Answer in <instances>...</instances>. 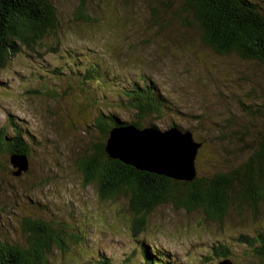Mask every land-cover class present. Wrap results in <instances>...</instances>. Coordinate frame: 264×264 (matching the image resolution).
Instances as JSON below:
<instances>
[{"label": "rangeland", "instance_id": "obj_1", "mask_svg": "<svg viewBox=\"0 0 264 264\" xmlns=\"http://www.w3.org/2000/svg\"><path fill=\"white\" fill-rule=\"evenodd\" d=\"M50 1L60 21L58 53L45 54L43 47L41 58L19 55L0 71V127L8 124L11 116L22 129L31 149V172L37 179L32 183L28 174L13 178L12 167L4 162L0 171V226L11 230L32 207L30 201L38 203L42 211L35 209L42 216L78 225L86 238L85 246L69 241L68 253L54 252L50 264H89V251L125 264L130 251L146 243L156 245L178 264H218L214 257L203 260L215 243L229 247L233 264H253L245 257L244 246L233 241L239 235L251 236L254 230L264 231V216L256 220L258 223L245 218L221 226L202 223L197 213L163 205L149 215L148 230L139 236L142 243L133 241L123 215L117 214L125 205L124 198L115 203L102 201L93 185L83 186L82 174L74 165L78 155L91 147L95 134L86 136L78 130L73 135L61 113L78 104L89 107L90 115L114 111L126 121L131 116L118 109V89L145 77L172 104L171 112L148 122L161 132L171 126L190 131L208 143L229 115L238 113L249 86H264V69L215 55L197 43L195 31L179 28L176 23L164 34L157 32L150 20V9L157 0ZM81 1L87 3L86 13L93 22L75 20ZM89 63L97 65L98 79L82 85ZM253 75L255 84L239 80ZM27 90L43 94L53 90L57 95L50 98L28 94ZM8 131L13 134L11 128ZM211 160L210 151L203 150L202 163H195L201 176L218 169ZM13 201L18 206L11 208L8 202ZM131 262L141 264L139 252Z\"/></svg>", "mask_w": 264, "mask_h": 264}, {"label": "trees", "instance_id": "obj_2", "mask_svg": "<svg viewBox=\"0 0 264 264\" xmlns=\"http://www.w3.org/2000/svg\"><path fill=\"white\" fill-rule=\"evenodd\" d=\"M87 9V3L81 1L74 14L75 20L93 22L86 13ZM150 11V20L157 32L164 34L171 23H176L179 28L195 31L197 43L215 55L232 57L264 69V0H157ZM59 29V17L50 0H0V71L19 55L41 58L44 52L57 54ZM46 42L49 45H45ZM89 64L81 77L84 79L82 85L88 81L97 82L98 67ZM248 79L255 84L254 75L241 76L239 80L245 83ZM97 85L101 86V83L98 81ZM256 86H249L244 93L245 102L239 103L238 113L229 115L211 142H203L198 136L196 139L192 132L186 131L191 133L194 142L201 144L196 166L207 163L206 160L201 162L203 150L212 154L209 162L218 164L215 172L204 176L195 166V178L189 182L138 171L111 159L105 150L113 129L131 126L139 130H157L148 120L163 118L172 111L171 101L145 77L118 89V109L131 116L126 121L120 120L114 111L90 115L89 107L80 108L78 104L71 111L64 110L61 114L65 115L63 117L73 135L76 136L78 130L86 136L95 134L91 138V147L78 155L74 162L82 174L83 186L93 185L104 202L115 203L124 198L125 205L119 207L117 214L123 215L127 231L135 242L142 243L138 240L148 230L149 215L163 205H171L187 214L197 213L202 223L225 226L245 218L258 223L256 220L264 216V86ZM26 93L50 98L57 95L53 90L44 94L32 90ZM87 110L89 114L82 113ZM7 123L0 127V171L4 169V162L10 165L11 156H25L27 171L16 176V169L10 165L13 169L11 175L20 179L28 174L32 183H36L30 166L31 149L24 133L13 117H8ZM210 144H213L212 148ZM226 147L230 149L226 150ZM231 160L236 164L231 165ZM31 202L28 213L24 212L11 230L0 226V264H50L54 252L68 253L69 241L85 246L86 238L78 225L72 227L66 221L44 217L35 209L42 211L38 203ZM8 204L11 208L18 206L15 201ZM233 243L244 246L245 257L253 264H264L263 230H254L251 236L239 235ZM215 244L210 247L211 254L203 260L214 257L218 263L231 261L229 247ZM148 246L154 248L149 250ZM155 246L146 243L142 248L132 249L125 264H132L138 252L141 264H178L176 259L169 258ZM89 255V264H120L98 252L89 251Z\"/></svg>", "mask_w": 264, "mask_h": 264}, {"label": "water", "instance_id": "obj_3", "mask_svg": "<svg viewBox=\"0 0 264 264\" xmlns=\"http://www.w3.org/2000/svg\"><path fill=\"white\" fill-rule=\"evenodd\" d=\"M200 147L190 132L182 133L175 127L160 132L154 128L139 130L128 126L109 133L105 150L111 159L138 171L189 182L196 175L195 159ZM9 162L16 169V176L28 169L25 156L13 155ZM218 264L233 263L222 260Z\"/></svg>", "mask_w": 264, "mask_h": 264}]
</instances>
